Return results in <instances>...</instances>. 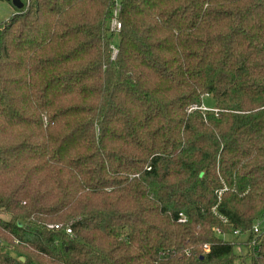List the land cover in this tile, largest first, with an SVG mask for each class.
<instances>
[{
	"label": "trees",
	"instance_id": "1",
	"mask_svg": "<svg viewBox=\"0 0 264 264\" xmlns=\"http://www.w3.org/2000/svg\"><path fill=\"white\" fill-rule=\"evenodd\" d=\"M114 8L0 24V264H264V0Z\"/></svg>",
	"mask_w": 264,
	"mask_h": 264
},
{
	"label": "built area",
	"instance_id": "2",
	"mask_svg": "<svg viewBox=\"0 0 264 264\" xmlns=\"http://www.w3.org/2000/svg\"><path fill=\"white\" fill-rule=\"evenodd\" d=\"M114 4H115V8L113 10V17L111 19L110 22V29L112 31H118L120 28V22L117 19V11L119 8V0H114ZM115 51H113V55H114ZM202 110H213L216 111L215 108H208L205 107L204 105H201L199 107ZM222 189L217 190L216 193L218 195V198L220 196ZM212 210L214 211L215 208L213 207ZM186 219L185 217L179 213V217L177 219L178 222H184ZM59 227V225H49V227ZM67 233H71L69 228L65 229ZM214 232L217 233L216 235L220 236L222 238V240L224 241L225 239H227V235H224V233L218 229L217 227H215ZM242 232L239 229H234L232 231V235L236 236L238 238H240V243L243 246H250L251 251L253 253V255H257L258 258H262L263 254H262V250L264 248V210L261 212V214L253 221V223L251 224L250 227V235L251 237L245 238L243 234H241ZM209 250V246L207 244L203 245V251H208ZM184 253H186L187 255L189 254L188 251H184Z\"/></svg>",
	"mask_w": 264,
	"mask_h": 264
},
{
	"label": "rangeland",
	"instance_id": "3",
	"mask_svg": "<svg viewBox=\"0 0 264 264\" xmlns=\"http://www.w3.org/2000/svg\"><path fill=\"white\" fill-rule=\"evenodd\" d=\"M21 2H23L24 4L25 0H21ZM17 10L18 9L12 4L11 0H0V24L5 22L11 15L17 12ZM112 50L115 51L114 47H112ZM204 102L208 106L213 105V100L211 98H207ZM245 248L246 247L241 243H238L233 246V253L236 255H244V253L246 252ZM244 263L249 264L248 258H245ZM235 264H239V262Z\"/></svg>",
	"mask_w": 264,
	"mask_h": 264
},
{
	"label": "water",
	"instance_id": "4",
	"mask_svg": "<svg viewBox=\"0 0 264 264\" xmlns=\"http://www.w3.org/2000/svg\"><path fill=\"white\" fill-rule=\"evenodd\" d=\"M11 2L17 9H21L23 7V2H21V0H11ZM19 259L23 261L22 257Z\"/></svg>",
	"mask_w": 264,
	"mask_h": 264
}]
</instances>
